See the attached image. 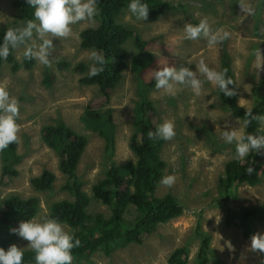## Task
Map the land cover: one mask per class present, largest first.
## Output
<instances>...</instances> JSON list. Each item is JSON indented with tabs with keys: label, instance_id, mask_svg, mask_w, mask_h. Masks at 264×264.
<instances>
[{
	"label": "rangeland",
	"instance_id": "1",
	"mask_svg": "<svg viewBox=\"0 0 264 264\" xmlns=\"http://www.w3.org/2000/svg\"><path fill=\"white\" fill-rule=\"evenodd\" d=\"M163 1L176 8L166 10L155 19L147 16L144 20H137L126 6L116 19L135 29L154 57L151 64L141 71L133 70L130 58L136 47L132 38L127 39L123 44L127 65L107 95L97 85L78 81L94 63L89 59L93 50L79 45V32L98 24V11L91 20L71 24L66 37L44 34L43 38L50 39L52 43L46 54L47 66L33 58L30 68L20 65L12 71L10 63L2 59L0 87L5 88L18 105L16 153L20 159L14 165L15 174L0 175V198L10 193L23 198L35 196L38 209L31 218L35 221L48 218L52 202L72 199V195L62 187L67 177L58 168V155L41 137L44 125L63 121L87 138L75 170L82 190L89 197L87 212L108 217L110 206L93 198L91 185L104 177L111 163L119 165L134 161L128 141L134 129V106L144 94L158 112L155 118L158 125L164 121L171 122L175 133L164 140L160 148L159 156L165 167L154 195L161 197L169 192L175 196L183 208L182 214L166 223H158L150 233L141 235L140 243L132 239L112 248L109 255L98 249L73 258L72 264H166L168 254L179 245L188 248L187 264H195L199 244L194 231L196 223L210 237L205 264H264V253L250 247L251 236L264 233V162L259 164V179L254 185L232 184L225 195L218 178L223 174L225 162L235 157V145L225 144L221 132L233 129L244 132V120L233 115L221 101L215 83L197 71L203 63L210 70L219 72L221 53L226 51L234 76L236 104L246 109L259 99L264 92V0ZM12 2L0 0V26L22 28L26 22L18 17L19 10ZM200 20L207 22L210 31H226L228 37L218 43H209L203 37L185 39L184 25L196 24ZM40 43L41 39L33 30L32 39L12 49V54L21 63L26 49L33 45L38 47ZM59 62L69 65L60 69ZM80 62L84 65V72L76 69ZM164 65L192 70L201 81L199 94L188 86L173 85L172 92L168 93L156 87L147 89L141 84L154 70ZM46 69L52 74L49 87L42 82ZM86 110L96 111L104 119L108 113L113 136L111 149L106 147V141L98 130L91 127L92 123L84 119ZM100 127L104 131L107 129L106 124ZM258 127L264 130V122L259 121ZM1 165L0 156V174ZM42 169L54 174L48 190L35 189L29 182ZM168 175L174 177V182L162 184L161 178ZM223 197H226L227 207L233 209L240 205L260 209V214L251 218L248 233L245 234L235 221L225 224L227 210ZM122 216L124 225L128 226L134 223L137 211L128 204ZM60 224L65 231L72 232V228ZM14 244L21 249L31 248L28 241L18 235Z\"/></svg>",
	"mask_w": 264,
	"mask_h": 264
},
{
	"label": "trees",
	"instance_id": "2",
	"mask_svg": "<svg viewBox=\"0 0 264 264\" xmlns=\"http://www.w3.org/2000/svg\"><path fill=\"white\" fill-rule=\"evenodd\" d=\"M148 6L147 16L155 19L166 10H173L176 7L163 0H142ZM13 5L19 10L18 17L24 22L34 19L33 9L27 4V0H13ZM129 0H96L98 11V24L86 27L79 32V45L84 49H92L104 57L103 70L95 76L89 77L88 70L85 71L82 62L78 63L76 69L85 71L79 78L80 83L97 85L100 91L107 95L108 90L113 89L121 78V73L126 67L124 42L132 38L136 47V52L130 58V65L133 70L141 71L146 65H150L153 60L152 52L148 51L146 41L132 27L116 21L123 8ZM12 27L0 26V42L5 31ZM9 48V54L5 61L10 63L12 71L20 65L30 68L33 63L32 57L23 55L21 63L18 62ZM230 59L226 51H222L220 57L219 72L225 74L226 79L233 81L232 88L234 95L224 96L217 88L221 101L232 111L233 115L245 119L246 109L238 106L235 102L236 91L234 76L230 68ZM2 59H0V65ZM58 68L67 67V62H59ZM93 66L94 63H93ZM52 81V74L46 69L43 73L42 82L45 87H49ZM141 84L147 89L155 87L153 74ZM252 116L249 124L244 128L245 134L264 135V130L258 127L259 117L264 116V92L259 99L250 107ZM156 115V116H154ZM158 112L152 106V102L144 94L135 104L133 110L132 125L134 127L128 141V147L133 152L134 161H127L122 164L111 163L105 172L104 177L98 179L91 185V192L94 199L110 206L111 213L108 217L103 215L89 214L87 206L89 197L82 190L81 181L77 178L75 170L87 142L85 135L76 133L63 121L54 124L44 125L41 129L43 142L53 148L58 155V168L66 175L67 180L62 186L71 195L72 199H59L49 206L48 218H55L59 223H64L72 228L71 234L74 239L80 241L78 247L71 250L73 258L83 254L102 249L109 255L112 248L126 244L132 239L140 243L143 234L150 233L158 223H166L182 214L183 208L177 198L169 192L156 197L154 195L158 180L162 175L165 162L160 158L159 152L164 139L148 133H155L158 126L155 118ZM84 119L92 123V128L104 137L106 147L112 148L113 136L111 122L108 113L106 119L93 110H86ZM106 124L104 131L100 125ZM17 139L10 145L0 150L2 160L1 177L16 173L14 165L19 161L20 156L16 153ZM264 162V149L258 153L250 152L247 157L237 160L235 157L225 162L223 174L218 178L220 187L225 192L232 184L238 185L246 183L254 185L259 179L258 167ZM247 167H252L253 171L248 173ZM54 174L48 169L42 171L29 179L33 188L38 190H48L52 186ZM227 210L225 224L233 221L240 224L244 233H248L249 223L252 217L260 214V209L253 206H242L238 209L227 207L226 197L222 198ZM0 247L7 249L14 244L16 234L10 231L12 227L18 225L22 220L31 219L37 212L38 200L35 196L20 197L15 193L0 198ZM131 204L137 211V217L133 224L124 225L122 213L125 207ZM199 237V244L196 251L195 264H205L207 262L206 253L209 249V234L201 229V225L196 223L194 229ZM133 237V238H132ZM23 252L22 264H35L34 252L31 248L21 249ZM188 248L184 245L174 247L168 254L166 264H187Z\"/></svg>",
	"mask_w": 264,
	"mask_h": 264
},
{
	"label": "clouds",
	"instance_id": "3",
	"mask_svg": "<svg viewBox=\"0 0 264 264\" xmlns=\"http://www.w3.org/2000/svg\"><path fill=\"white\" fill-rule=\"evenodd\" d=\"M27 4L33 9L32 15L35 20L29 19L22 28L9 29L4 32L2 42H0V59L7 58L9 48H16L31 40L33 30L41 39V43L33 45L26 49L25 57H32L41 64L47 66V51L52 47L50 39H44L46 33L55 37H66L70 32V25L85 19L91 20L97 13L96 0H27ZM128 11L132 17L137 20H144L147 17L148 6L142 0H129ZM184 38L195 40L206 38L209 43H218L228 37L225 32H212L205 20H200L196 24L187 23L183 27ZM89 59L94 62L88 71L89 77L97 75L103 70L104 57L102 54L93 50L89 54ZM197 71L205 79L214 82L216 87L224 96L234 95L231 79H226L223 72L210 70L201 63ZM153 80L156 89H163L171 93L173 85H182L190 87L195 94H199L201 81L196 74L188 67H174L164 65L153 71ZM18 105L15 98H11L8 91L0 87V150L7 148L10 143L17 139ZM243 127L249 124V118L252 116L250 108H246ZM264 122V116L259 117ZM174 129L171 122L164 121L159 124L155 133L149 132L151 138L153 135L164 140L170 139L174 135ZM221 139L225 144L235 145V158L244 159L250 152L258 153L264 149V135L245 134L239 130H227L221 132ZM246 171L251 173L252 167H247ZM164 185H171L174 182L172 175L164 176L160 181ZM11 232L20 238L28 241L34 252L35 264H72L73 256L71 250L78 247L80 241L74 239L73 235L64 230L63 226L55 218H46L41 221L32 219L22 220L17 226L10 229ZM250 247L253 251L259 250L264 253V233L253 234L251 236ZM23 252L21 247L12 244L4 249L0 247V264H22Z\"/></svg>",
	"mask_w": 264,
	"mask_h": 264
}]
</instances>
